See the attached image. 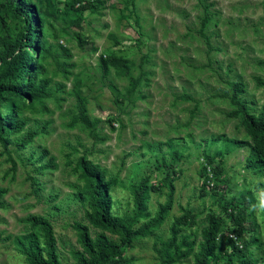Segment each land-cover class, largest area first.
<instances>
[{
    "label": "rangeland",
    "instance_id": "obj_1",
    "mask_svg": "<svg viewBox=\"0 0 264 264\" xmlns=\"http://www.w3.org/2000/svg\"><path fill=\"white\" fill-rule=\"evenodd\" d=\"M49 2L43 33L55 56L42 63L53 95L43 100L47 111L25 114V129L38 130L30 143L15 150L22 132L9 138L13 171L0 148V264H25L5 236L23 232L27 214L50 222L60 262L72 264L69 251L77 245L70 224L84 222L73 196L79 180L72 168L82 153L104 169L106 178L116 177L109 189L113 214L131 212L128 186L144 179L141 194L152 214L166 199L164 174L172 180L171 207L162 223L123 249L129 264L158 263L152 247L165 240L182 208L194 215L182 232L192 234L196 244L206 215L224 216L218 199L241 191L252 199L248 215L254 229L235 243L247 245L249 264H264V172L244 167L245 146H229L221 154L217 175L203 157L218 160L216 152L224 144L214 138L218 134L247 139L238 119L226 115L232 109L226 81L243 84L240 97L251 112L264 103V85L254 81H264V0H82L73 5L89 4L80 12L68 7L70 0ZM107 54L123 56L126 68L116 73L109 65L103 74L99 57ZM75 94L89 118L98 121L95 134L102 140L91 138L79 123L67 125L75 113ZM182 94L189 98L180 99ZM161 162L171 166L156 168ZM228 228L219 227V257L205 264H234L224 239L231 236ZM88 229L91 235L96 231ZM192 255L172 264H194Z\"/></svg>",
    "mask_w": 264,
    "mask_h": 264
},
{
    "label": "trees",
    "instance_id": "obj_2",
    "mask_svg": "<svg viewBox=\"0 0 264 264\" xmlns=\"http://www.w3.org/2000/svg\"><path fill=\"white\" fill-rule=\"evenodd\" d=\"M81 1L70 0L67 5L73 8L74 3ZM49 3V0H0V148L10 163V171L14 170V161L10 158L7 149L9 138L22 132L14 142L15 150L30 143L38 134V130L25 129L27 124L25 114L47 111L43 100L53 95L49 87V79L44 75L45 68L42 63L47 56H55L49 52L43 33L44 19L50 15ZM88 5H80L73 9L80 12ZM78 20L75 19L73 23L78 25ZM207 20L206 16L201 19L199 29L205 26ZM204 39L207 45V38ZM77 43L80 47L83 44L79 38ZM99 59L103 74L107 72L109 65L116 73L122 72V67L126 68L123 64L124 57L121 55L107 54ZM66 66L71 67L72 64ZM61 72L64 77L68 74L62 69ZM254 81L257 85H264V81L259 77H254ZM226 84L230 90L228 100L232 105V109L226 115L238 119L247 139H227L223 134H218L214 138L224 142L221 150L216 152L218 160L214 162L212 156L205 154L204 160L209 166L213 164L209 169L217 175L221 171V154L229 152V146H245L247 154L244 158V167L253 172H264V103L256 113H253L240 97L244 92L243 84L240 81H226ZM61 87L62 85L58 83L55 89L60 90ZM179 98L189 97L182 94ZM97 122L95 118H89L83 99L75 94V113L67 125L79 123L91 138L102 140L103 138L95 134ZM44 127L45 125L41 126V131ZM70 149L76 151L73 146H70ZM176 153L171 149L170 154L178 156ZM45 154L46 151L42 150L41 156ZM169 166H171L169 163L164 162L156 164L158 169ZM72 170L76 172L79 180L73 196L82 208L84 221H74L70 224L77 245L76 249L69 251L72 264H129L130 261L122 255L123 249L131 245L132 239L143 238L155 230L171 207L173 189L169 174L165 173L162 178L168 190L166 199L163 203L157 204L152 214L147 211L146 195L141 194V188L146 187V179H144L138 185L131 183L128 186L131 212L118 215L112 213L109 194V189L117 184L116 177L106 178L104 169L88 159L85 153L75 158ZM262 186L264 189V182ZM152 188L158 189L153 186ZM210 188L214 194L215 186ZM3 192L4 189L0 188V197ZM251 201L247 191H241L237 196L228 199L219 198L217 203L224 216L216 213L206 215V224L200 229L196 244L191 237L192 234L182 232L184 227L194 221V215L188 209L182 208L180 215L169 223L165 240L159 244V247H152L157 264H172L192 253L194 264H205L207 260L214 261L219 257V251L215 250L219 227L227 224L231 236H225L224 239L230 247V257L233 258L234 264H249L247 245L243 241L239 244L235 241L246 231L254 229V224L249 220L248 215ZM0 206H2L1 200ZM22 222L26 224L23 232L5 236L12 248L21 256L22 261L25 264H62L58 258L50 222L45 217L34 214L25 215ZM89 227L96 230L93 235L90 234ZM108 236L115 237V240ZM194 246L196 248L193 251ZM225 261L222 264H228Z\"/></svg>",
    "mask_w": 264,
    "mask_h": 264
}]
</instances>
